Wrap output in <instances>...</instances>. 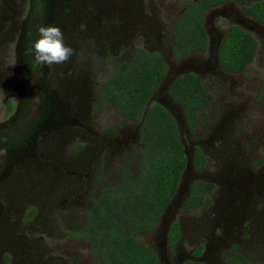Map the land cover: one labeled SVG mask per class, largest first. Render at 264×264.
<instances>
[{
    "label": "rangeland",
    "instance_id": "obj_1",
    "mask_svg": "<svg viewBox=\"0 0 264 264\" xmlns=\"http://www.w3.org/2000/svg\"><path fill=\"white\" fill-rule=\"evenodd\" d=\"M29 1L31 0H0V68H9V65L4 64H7L6 61H8V64L11 63L12 59L17 56L20 36L24 32L23 30L26 29L25 21L30 10ZM46 1V5L36 8V17L33 18L34 23L42 25L43 18L60 7L57 6L55 0ZM189 1L187 0L185 3L187 4ZM90 2L89 5L84 0L78 3L76 6L77 12L72 17L74 21L83 20L82 14L84 13L90 17V24L96 26L98 32H101L99 29L105 26L109 29L112 26L122 24L123 17L126 14L123 15L122 12L117 11L120 8L121 0H90ZM141 2L145 9V19L150 20L151 23L149 27L139 26L136 33L144 38L143 41L147 45H157L158 48V45H162V42L159 44L157 37L161 33L165 34V30H167V33L170 32V17L175 12H179L181 9L179 5L182 4V0H141ZM80 11L83 13L80 14ZM243 18L245 17L240 6L223 5L212 9L207 15L206 27L210 45H215L213 49H210V52H206V54H198L182 64H174L170 55L168 57L167 63L171 70L169 79L173 74L175 77L187 71L196 72L201 76L204 86L213 95V102L205 115L206 123L199 126L194 133H190L182 109L177 105L175 106V102L170 97V90L167 91L163 87L161 93L150 101L151 106L170 102L169 108L175 115L179 136L186 157L190 161V167L182 175L181 184L183 186L185 183L188 186L196 179L206 181L205 175L208 174L209 179L207 181L214 183L216 187L206 199L210 203L215 201V210L218 205L215 220L225 227L223 234L221 232L216 233L215 223L213 217L208 216L209 209L207 206H204L203 210L200 209L198 213L191 214V217L186 219H184L185 217L181 218V209L170 208L168 214L166 213L164 222L167 221L168 216L173 222L180 225L182 233L181 242L173 253L170 252L168 243L167 246L164 244L162 237V239H158V232L164 231L161 225H159L157 232L137 237L139 242L146 244L156 253L160 264H179L198 243L206 244L203 256L205 263L224 264L222 253L226 255L232 245L239 244L242 240L245 243V250L240 252L252 261L264 263V164L257 165L264 153V103L258 98L260 91L264 90V25L248 18L246 19L251 23L245 24ZM14 20L19 21L16 30H13ZM71 25L70 23L62 29L65 39L71 33ZM230 25L240 26L252 33L259 42L255 61L245 75H226L211 67L217 61L218 46L216 47V43L225 36L226 29ZM8 28L11 33H7L5 37V31ZM8 39L10 40L8 41ZM29 39L28 36L27 44ZM135 39L121 46L109 48L106 62L107 64L110 61L115 63L109 67V71L117 69L118 62L129 57L135 46ZM100 41L102 42V40ZM25 47L27 48V46ZM26 48H24V52ZM126 52L128 53L124 56L123 54ZM25 59L27 62L21 68L26 83L25 89L30 93L31 87L28 78L31 56L25 54ZM8 71L11 70L8 69ZM19 99V93L12 92L7 84L0 85V121L5 119L4 112L7 104L11 102L14 108L16 101ZM31 99L33 97L29 96L28 100L23 97L22 100L26 101L22 105L28 104ZM6 101L7 104H5ZM114 115L115 113L111 109L110 116ZM125 123L123 116H119L118 121L112 123V127L121 126L122 132L131 130L132 127ZM223 124L228 125V131L224 133L222 131L215 132V128L221 127ZM13 128L20 130L19 126ZM78 143L67 142V154L77 150L79 148ZM85 144H89V148L94 145L93 141ZM196 146L200 147L202 152L207 153L210 159L207 168L202 173H197L194 167ZM86 151L87 149H84L82 150L83 153L71 154L70 156L77 160L86 154ZM77 152L75 151L76 154ZM115 155H112L111 162V155L108 156L107 160L110 165L107 167L108 173L105 180L99 176L100 182L96 184L95 173H92L95 166L92 159L91 173L88 170L85 173L89 175L90 179L86 180L82 177L81 180L76 178L67 180L69 186L62 189L69 192L73 186L75 193L70 196L72 200L78 201L76 197L84 195L87 203L89 195L92 197V195L98 194L106 182L114 178L115 169L120 162L119 156ZM92 157L95 158V163L98 164L100 152L98 150L94 151ZM202 175L203 179L200 177ZM81 186H83V190L79 191ZM222 202H224V206L221 210L219 206ZM36 203L32 201L33 205H36ZM25 206L27 208L24 211H27L32 205L27 202ZM52 209L50 213L48 207L42 206V214H39L36 220L28 224L23 221H12L16 223L11 232L13 239L22 241V238L26 235L28 236L27 239L34 240V242H28L29 247L27 249L20 248L8 251L6 255H11V264H42L45 261H49L51 264H95L89 258L87 243L71 242L65 237V233L70 231L71 225L78 228L79 231L85 228V218L82 213L84 208L80 202L71 207H52ZM251 211H254L259 219L255 229L260 232L262 239L258 241L245 239L247 238V232L243 227L246 222L251 220L249 216ZM20 215L23 216L24 213ZM64 218H66L65 221H63ZM163 220L164 217L161 221L163 222ZM223 222L225 225H223ZM65 225L67 228H65ZM237 228L239 229L237 230ZM62 237L67 241H61Z\"/></svg>",
    "mask_w": 264,
    "mask_h": 264
},
{
    "label": "flooded vegetation",
    "instance_id": "obj_2",
    "mask_svg": "<svg viewBox=\"0 0 264 264\" xmlns=\"http://www.w3.org/2000/svg\"><path fill=\"white\" fill-rule=\"evenodd\" d=\"M55 1L57 6L60 7L57 8V10H53L48 16H45L42 20V25H55L63 29L71 23V33L65 39L66 43L79 50L82 42L92 41L93 43L89 45V47L98 57V62L82 64L73 57L65 64L41 66L33 64L31 57L28 78L31 91L28 93L25 89L26 83L23 78V69L21 68L25 66V62H27L25 59L24 48H26L25 46H28L27 37L29 32L32 33V40H35L38 35L36 29L39 24L34 23L33 19L36 17V8L38 6L43 7L47 2L46 0L29 1L30 10L25 21L26 29L23 30L24 32L20 36V45L18 46L17 56H15L9 64L8 61H6L7 64L5 63L4 65H9V68H0V85L7 84L12 92H17L20 95V99L16 101V106L14 108L11 102L8 103L6 101L5 104H8L4 112L5 119L0 121V264L12 263L11 255H6L8 251H14L20 248L23 250L27 249L29 247L27 243L34 242V240L27 239L28 236L26 235H24L22 241L13 239L11 232L16 223H13L12 221H23L25 224H28L31 221L36 220L39 214H42V206L48 207L51 213L53 210L52 207H71L78 202H80L81 206L84 208L82 213L85 218V228L79 231L78 228H74L69 224L71 225L70 231L65 233V237L71 242L87 243L89 258L93 263L101 264L97 259L91 257V244L87 237L88 216L94 208L96 201L101 197L103 190L112 184L120 182L124 167L129 166L140 147V132L142 126L141 121H127L123 115L115 112L112 105L107 103L103 97V90L106 86L107 80L113 72L122 69L131 60L138 49L144 50L150 54H158L162 57L167 67V72L163 80H167V77H170L171 75V70L167 63L169 55L174 64H182L198 54H206V52H210V49H213L215 46L210 45V39L206 27L207 15L212 10L211 9L202 21V25L208 38V49L206 51L190 54L179 61L176 60L174 55V29L180 16L185 11L184 7L187 0H182V4L179 5L181 9L179 12L174 13L176 14L175 17H173L174 14L171 15L170 32L167 33V30H165V34L161 33L158 35L157 39H159V44L162 42V45H158V48L157 45H147V43L143 41L144 38L136 33L139 26L149 27L151 23L150 20L145 19V9L141 0H121L119 5L120 8H118L117 11L122 12L123 15L126 14L123 17L122 24L120 26H112L109 29L105 26L99 29L101 32H98L96 26L90 24V17L86 16L81 11L80 14L83 13V20L78 19L77 21H74L72 18L73 14H76L77 12L76 6L78 3H81L82 0ZM84 2L88 3V5L91 3L90 0H84ZM223 5L240 6L241 12L245 17L243 18L245 24L251 23L246 18L260 24L254 18L243 13L242 5L236 2H230ZM251 5V3L247 4L248 7ZM18 23L19 21L14 20L13 30L17 29ZM81 24L86 25V30L82 31L80 29ZM227 29L225 36L216 43V47L218 46L217 61L214 62L211 67L220 70L226 75H240L226 72L222 70L220 66L219 49L221 43L226 37ZM5 33L6 37L7 33H11L10 29L8 28ZM134 39L135 46L129 57L118 62L116 65L118 67L117 69L109 71V67L115 64L112 61L108 64L106 62L109 48H112L113 46H121ZM9 40L10 39H8V41ZM100 40H102V42ZM127 53L128 52L123 55L125 56ZM8 69L11 71H8ZM189 74H195L201 78L197 73ZM162 82L153 96H158V94L161 93ZM29 96L31 98L33 97V99H31L28 104L26 103L22 105L23 102L28 100ZM23 97L26 98L25 101L22 100ZM111 109H113V112L115 113L114 116H110ZM119 116H123L124 121L126 122L125 124L132 127L131 130L122 132L121 126L112 127V123L118 121ZM14 126H19L20 130L18 131L14 129ZM199 126H201V124H197L196 129ZM221 131L222 133L227 132L228 125L223 124L221 127L219 126L215 128V132ZM92 141L94 145L89 148V144L85 143H91ZM67 142H79L77 144L79 148L75 150L78 151L77 154L75 151L71 154L78 155L83 153L82 150L87 149L85 152L86 154L77 160L71 158V154H67L68 151L66 152ZM196 149H199L202 152L200 147L196 146L195 151ZM96 150L100 152V161L98 164L95 163V158L92 157L93 152ZM202 153L206 159L205 166L200 172L196 171L197 173H202L207 168L210 160L207 153ZM113 154H116L115 156H119L120 158V162L115 169L116 173L114 178L109 179V181L99 190L98 194H95V196L92 195V197L89 195L87 203L84 195L77 196L76 198L78 201H75V199L72 200V197L70 196L75 193L73 186L69 192H65L62 189L63 187L66 188L69 186V181L67 182V180L73 178L81 180L82 177L89 180V175L85 173L87 170L91 173L92 159L95 164L92 173H95L96 184L100 182L99 176L105 180L106 174L108 173L107 167L112 161L111 157ZM109 155H111L110 162L107 160ZM200 177L202 178L203 175ZM205 178L207 180L209 179L208 174L205 175ZM207 180H203V182L213 184L214 187L212 191H214L216 187L215 184L208 182ZM81 190H83V186L80 187L79 191ZM212 191L206 194L204 203L199 209L193 212H181V218H189L191 217V214H196L200 209L203 210L204 206H207L209 209V213H207L209 217H213L216 233L221 232L223 234L225 227L222 226L221 223H217L215 220L217 217L218 205L215 210V201L210 203V201L206 199ZM25 201L32 205L27 211H24L25 208H27L25 206L27 202L25 203ZM32 201L37 202L36 205H33ZM223 206L224 202L220 204L219 208L222 210ZM21 213H24V215L21 216ZM166 213L167 207L162 213L159 223L153 232H157L159 225L162 224L161 220L163 217L165 218ZM249 216L251 220L246 222L243 227L247 232V238L245 239L258 241L262 239L260 232H257L255 229L259 219L254 211H251ZM65 220L66 218L63 219V221ZM223 225H225L224 222ZM65 228H67L66 225ZM238 229L239 228H237V230ZM146 234L150 233L140 235ZM166 236V233L163 231L158 232V239L163 238V242L167 246ZM181 239L182 233L180 227V240L176 244L174 251L178 248ZM61 241L66 242L67 240L62 237ZM200 245H203V251L201 254L196 255V248ZM244 245V240H242L239 244L236 243L235 245H232L230 251L226 255L222 253V255H224V264H226L227 258L233 255L234 247H237L238 253L242 254L241 252L245 250ZM169 250L172 253L174 252L171 251L170 247ZM205 250L206 244L198 243L188 254H186V257H184L182 259L183 261L179 264H184L187 261L196 262L195 259L204 256ZM245 257L250 260L247 256ZM257 263L264 264L262 262ZM42 264L51 263L45 261L42 262ZM201 264L207 263L204 262Z\"/></svg>",
    "mask_w": 264,
    "mask_h": 264
},
{
    "label": "trees",
    "instance_id": "obj_3",
    "mask_svg": "<svg viewBox=\"0 0 264 264\" xmlns=\"http://www.w3.org/2000/svg\"><path fill=\"white\" fill-rule=\"evenodd\" d=\"M242 5L245 15L264 25V1L258 0H190L174 29L176 60L208 49V38L202 21L208 11L223 4ZM251 3V6H247ZM259 42L255 36L238 26H230L219 49L221 69L245 75L255 61ZM167 67L158 54L138 49L131 60L113 72L103 90V97L117 114L131 121H141L140 147L129 166L124 167L119 183L103 190L101 197L88 216L87 237L91 257L101 264H159L154 251L139 242L137 236L151 233L157 227L165 208L179 188L187 166V157L181 143L175 118L163 106L154 104L143 116L147 104L165 77ZM170 95L184 113L190 133L197 124L206 123V112L213 95L195 74L179 77L170 88ZM264 103V90L258 94ZM134 161V162H133ZM205 156L195 151L194 167L200 172ZM264 164V153L258 164ZM214 185L201 180L193 182L190 195L181 208L182 213L199 209ZM180 240V227L173 223L168 242L174 251ZM203 245L196 248L201 254ZM184 264H201L187 261ZM226 264H261L239 254L237 247Z\"/></svg>",
    "mask_w": 264,
    "mask_h": 264
},
{
    "label": "clouds",
    "instance_id": "obj_4",
    "mask_svg": "<svg viewBox=\"0 0 264 264\" xmlns=\"http://www.w3.org/2000/svg\"><path fill=\"white\" fill-rule=\"evenodd\" d=\"M80 29L86 30V25L81 24ZM37 38L31 39L32 33L29 32V42L25 50L27 56L32 57V63L35 65H61L70 61L73 57L79 63H96L98 57L89 47L93 42L84 41L79 50L69 46L66 43L65 35L59 26L55 25H37Z\"/></svg>",
    "mask_w": 264,
    "mask_h": 264
},
{
    "label": "water",
    "instance_id": "obj_5",
    "mask_svg": "<svg viewBox=\"0 0 264 264\" xmlns=\"http://www.w3.org/2000/svg\"><path fill=\"white\" fill-rule=\"evenodd\" d=\"M259 1H264V0H259ZM218 48V47H217ZM218 50V49H217ZM189 73H196V72H192V71H187V72H184L183 74H180V75H176L175 77H174V75L169 79V77H167V80H163V82H162V87L164 88V89H167V91H169L170 90V88H171V86L173 85V83L179 78V77H181V76H184V75H187V74H189ZM174 77V78H173ZM173 78V79H172ZM164 85V86H163ZM170 97H171V95H170ZM155 98V96H153L151 99H150V101L152 100V99H154ZM172 98V97H171ZM172 101H174L173 100V98L171 99ZM175 102V101H174ZM169 103L170 102H167V103H159L161 106H163L169 113H171L172 115H173V117L175 118V115L173 114V112L170 110V108H169ZM175 104V106L177 105L176 103H174ZM177 106H179V105H177ZM150 107H151V105H150V102L147 104V108H146V110H145V114H144V116H143V120L145 119V116H146V114H147V112H148V110L150 109ZM180 107V106H179ZM181 108V107H180ZM182 109V108H181ZM175 120H176V118H175ZM186 121V120H185ZM142 123V122H141ZM177 123V122H176ZM142 125V124H141ZM177 126H178V124H177ZM187 129H188V127H187ZM178 130H179V128H178ZM188 131H189V129H188ZM190 132V131H189ZM181 140V139H180ZM182 143V142H181ZM183 145V144H182ZM190 167V161H189V159H187V166H186V169L185 170H187L188 168ZM183 174H184V172H183ZM197 180H199V179H196V180H194V181H197ZM194 181H192L190 184H188V186H186L185 185V183L183 184V186H182V184H181V182H180V185H179V188H178V190H177V193H176V195L174 196V198L172 199V201L170 202V204H169V206L167 207V214H168V211H169V209L170 208H172V207H174L176 210H178V209H181L182 208V206H183V204L185 203V201L188 199V197H189V195H190V188H191V186H192V184H193V182ZM165 219H166V216H165V218H164V220H163V222H162V224H161V227H163L164 229V233H166V237H167V243H168V233H169V229H170V227H171V225L173 224V221H172V219H170V218H168V216H167V221L166 222H164L165 221ZM195 261L196 262H199V263H203L204 261H203V256H201V257H199V258H197V259H195Z\"/></svg>",
    "mask_w": 264,
    "mask_h": 264
}]
</instances>
